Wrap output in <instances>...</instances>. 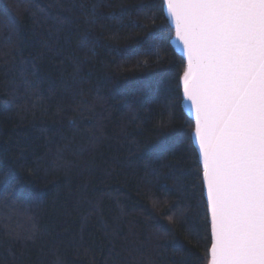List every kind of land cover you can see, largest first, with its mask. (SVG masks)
<instances>
[{"label": "trees", "instance_id": "1", "mask_svg": "<svg viewBox=\"0 0 264 264\" xmlns=\"http://www.w3.org/2000/svg\"><path fill=\"white\" fill-rule=\"evenodd\" d=\"M159 2L0 0V264L209 263Z\"/></svg>", "mask_w": 264, "mask_h": 264}, {"label": "snow or ice", "instance_id": "2", "mask_svg": "<svg viewBox=\"0 0 264 264\" xmlns=\"http://www.w3.org/2000/svg\"><path fill=\"white\" fill-rule=\"evenodd\" d=\"M149 7L166 12L164 28L183 46L177 90L193 114L189 138L210 214L209 264H264V0ZM152 35L162 39L159 30Z\"/></svg>", "mask_w": 264, "mask_h": 264}, {"label": "water", "instance_id": "3", "mask_svg": "<svg viewBox=\"0 0 264 264\" xmlns=\"http://www.w3.org/2000/svg\"><path fill=\"white\" fill-rule=\"evenodd\" d=\"M164 13H165V16H166V12L165 11H164ZM171 45H172L174 51L177 53V55L182 58V55H183V53H182V47L183 46L178 41L175 40V31H174V29H173V37L171 39ZM183 61L185 63V68H186V60H183ZM181 91H182V89H181ZM183 110L186 113V115L190 118V120L193 122V125H194L193 114H192V112L190 110V107L189 106H185V107H183ZM192 142H193V145H194V147H195V149L197 151V154H198V148H197V145L195 144L194 138H192ZM201 168H202V165H201ZM203 186H204V184H203ZM204 196H205V200H206V203H207V197H206V189H205V187H204ZM208 215H209V222H210V214L208 213ZM209 258H210V255H209Z\"/></svg>", "mask_w": 264, "mask_h": 264}]
</instances>
